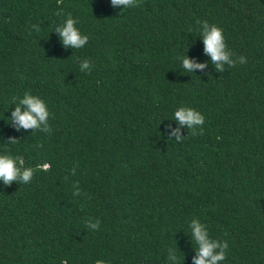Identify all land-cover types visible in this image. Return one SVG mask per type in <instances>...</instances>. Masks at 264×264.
<instances>
[{
  "label": "trees",
  "instance_id": "1",
  "mask_svg": "<svg viewBox=\"0 0 264 264\" xmlns=\"http://www.w3.org/2000/svg\"><path fill=\"white\" fill-rule=\"evenodd\" d=\"M134 5L0 0V156L49 164L0 180V264H194V220L228 242L219 264H264V0ZM68 13L81 49L56 31ZM204 21L235 67L205 54ZM25 92L49 110L37 129L11 123ZM180 107L204 125H180Z\"/></svg>",
  "mask_w": 264,
  "mask_h": 264
},
{
  "label": "clouds",
  "instance_id": "2",
  "mask_svg": "<svg viewBox=\"0 0 264 264\" xmlns=\"http://www.w3.org/2000/svg\"><path fill=\"white\" fill-rule=\"evenodd\" d=\"M64 0H57L58 4H63ZM113 7L124 6L126 8L138 7L134 5V0H112ZM199 22V21H198ZM78 21L74 19L71 13L67 14V18L64 24L56 29L60 33V37L64 46L72 47L75 49H81L89 42V36L83 35L79 28L76 27ZM203 42L205 45V54L211 57L213 64H216L217 70L221 69V62H227L235 67V62L229 59L228 53L225 48L227 46L225 37L223 35V29L216 25H209L207 21H204V30L202 33ZM239 63H247V58L239 56ZM91 64L90 60L85 59L81 64V70L89 69ZM92 65V64H91ZM205 64H194L191 60L183 58V68L186 72L192 73L195 69H203ZM91 71H89V74ZM18 98L14 96L13 102ZM20 105L26 110L21 111V107L18 106L15 112L12 113L13 125L19 130L23 129H37L41 124H46L49 117V110L45 101L39 96L32 95L31 92H25L23 99L19 101ZM180 125L188 126L190 129H195L197 125H204L205 117L197 110L190 107H180L174 112V117ZM169 129L171 126L169 125ZM179 129L172 131V135H176ZM203 135V128L197 133L193 131L192 135ZM171 139V137H169ZM179 140V137L177 136ZM13 144L17 142L12 140ZM43 147V145H40ZM24 160L20 157H14L11 153L8 155L0 156V180L3 181L5 186L11 185L13 182H19L22 184H28L33 176L34 171H48L49 164L37 165L36 169L29 167L28 169L21 171ZM93 228L98 227V224L92 225ZM191 234L198 246L197 256L194 259V264H219V262L226 259V253L229 248L228 242L225 240L223 244L209 239V232L205 231V224H201L199 221H193L191 224ZM219 249V251H217ZM66 264V262H62ZM96 264H102L97 261Z\"/></svg>",
  "mask_w": 264,
  "mask_h": 264
}]
</instances>
